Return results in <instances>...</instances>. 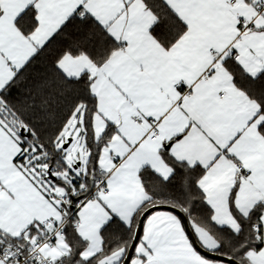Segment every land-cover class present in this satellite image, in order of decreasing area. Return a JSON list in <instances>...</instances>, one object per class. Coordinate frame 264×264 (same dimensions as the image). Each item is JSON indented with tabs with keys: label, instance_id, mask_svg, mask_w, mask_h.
I'll use <instances>...</instances> for the list:
<instances>
[{
	"label": "snow or ice",
	"instance_id": "obj_1",
	"mask_svg": "<svg viewBox=\"0 0 264 264\" xmlns=\"http://www.w3.org/2000/svg\"><path fill=\"white\" fill-rule=\"evenodd\" d=\"M0 264H264V0H0Z\"/></svg>",
	"mask_w": 264,
	"mask_h": 264
}]
</instances>
